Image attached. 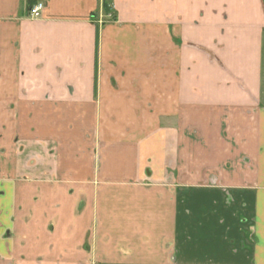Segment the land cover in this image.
Returning <instances> with one entry per match:
<instances>
[{
    "label": "crops",
    "instance_id": "crops-1",
    "mask_svg": "<svg viewBox=\"0 0 264 264\" xmlns=\"http://www.w3.org/2000/svg\"><path fill=\"white\" fill-rule=\"evenodd\" d=\"M5 237L0 264H264V0H0Z\"/></svg>",
    "mask_w": 264,
    "mask_h": 264
},
{
    "label": "rangeland",
    "instance_id": "rangeland-1",
    "mask_svg": "<svg viewBox=\"0 0 264 264\" xmlns=\"http://www.w3.org/2000/svg\"><path fill=\"white\" fill-rule=\"evenodd\" d=\"M3 191H4V195H3V202L5 205L10 204L11 199H12V184L10 182H6L3 185ZM8 236V234H7ZM6 236V237H7ZM5 237V239H3L2 241H0V259H6L4 258L6 256V254L9 252L7 250L8 248V243H9V239L7 240V238ZM61 240H54L53 243V247L52 249L44 252L43 249H39V251L34 252L33 250H30V254L29 255H17L15 258H12L10 263L11 264H47L45 261L46 259L51 258V254L56 255L53 258H59L61 256ZM7 245V247H6ZM59 249V251L57 253H54V250ZM45 253V254H44Z\"/></svg>",
    "mask_w": 264,
    "mask_h": 264
},
{
    "label": "built area",
    "instance_id": "built-area-1",
    "mask_svg": "<svg viewBox=\"0 0 264 264\" xmlns=\"http://www.w3.org/2000/svg\"><path fill=\"white\" fill-rule=\"evenodd\" d=\"M43 7H44V4L42 2L35 3L29 8V11H28L29 16L33 18L38 17ZM107 16L110 17V15H107Z\"/></svg>",
    "mask_w": 264,
    "mask_h": 264
},
{
    "label": "trees",
    "instance_id": "trees-1",
    "mask_svg": "<svg viewBox=\"0 0 264 264\" xmlns=\"http://www.w3.org/2000/svg\"><path fill=\"white\" fill-rule=\"evenodd\" d=\"M103 9H104V11H105L107 14H108L109 12H111V9H110V7H109V5H108V3H107L106 1H104ZM110 18H112V17H110Z\"/></svg>",
    "mask_w": 264,
    "mask_h": 264
}]
</instances>
